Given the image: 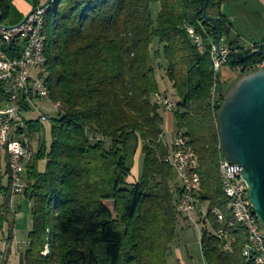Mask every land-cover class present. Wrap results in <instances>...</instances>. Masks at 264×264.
Segmentation results:
<instances>
[{
    "label": "trees",
    "instance_id": "1",
    "mask_svg": "<svg viewBox=\"0 0 264 264\" xmlns=\"http://www.w3.org/2000/svg\"><path fill=\"white\" fill-rule=\"evenodd\" d=\"M14 1L0 0V10L3 21L14 14L18 25L24 18ZM31 1L34 10L39 3ZM231 1L53 0L46 5L43 76L51 102L59 107L49 141L38 142L24 175L22 196L32 205L33 225L22 264H168L182 189L166 160L164 118L155 101L162 91L158 60L166 65L178 106L176 130L188 138L197 159L200 199L209 204L201 222L204 262L253 264L243 257L247 234L223 192L215 96L218 90L224 101L242 77L264 68V41L252 50L239 36L230 39L232 25L221 8ZM189 30L202 37V50ZM222 42L230 51L224 65L241 73L231 86L220 82L212 62L211 45L222 47ZM7 101L0 82V108ZM24 125L13 139L32 141L45 131L39 119ZM139 145L143 170L130 184ZM10 190L9 158L0 149V264L2 245L13 240ZM215 210L222 222L211 214ZM219 229L231 238L228 250L216 236Z\"/></svg>",
    "mask_w": 264,
    "mask_h": 264
},
{
    "label": "built area",
    "instance_id": "2",
    "mask_svg": "<svg viewBox=\"0 0 264 264\" xmlns=\"http://www.w3.org/2000/svg\"><path fill=\"white\" fill-rule=\"evenodd\" d=\"M39 8L41 7L32 10L20 24L15 26H6L3 18L0 19V82L6 86L8 92V101L0 108V149L6 152L9 158L12 196L24 194L26 167L36 155V151L27 138H24V141L12 138L18 130L26 129L25 125H21V118H23L21 108H30L34 96L49 100L43 68H40V51L36 50L37 40L31 41L30 44H15V50L12 54H3V47L10 43V37L15 36L16 30L25 31L28 29L30 23L36 20ZM194 41L197 45L195 38ZM211 50L215 51L219 72L221 66L227 62L230 51L227 48L221 49L219 44H212ZM215 99L216 108L220 106L221 109L224 101L219 96L218 90ZM20 101H23V107L19 105ZM156 104L167 113L174 114L178 109L177 103L171 99L167 90H163L162 96H156ZM39 121L43 126H46L51 118L46 114H41ZM168 148L169 155L166 160L170 162L173 170H177L182 189L179 198L180 215L178 217L193 221L197 207H202L204 203L199 196L201 182L197 180L196 168L191 163L188 138L183 132L176 130L173 132L172 145ZM224 158L225 171L223 172L228 178L230 191L233 192L235 205L241 218L248 221L250 226L260 227V233H263L261 222L256 221L253 215V205L249 197L248 185L242 177V168L227 160L225 156ZM211 214L213 215V212ZM207 216L208 212L204 214V219ZM216 236L226 241L225 249L228 250L229 245H231V238L227 236L226 232L219 229ZM252 254H257V261H264V244L256 243L255 235Z\"/></svg>",
    "mask_w": 264,
    "mask_h": 264
},
{
    "label": "water",
    "instance_id": "3",
    "mask_svg": "<svg viewBox=\"0 0 264 264\" xmlns=\"http://www.w3.org/2000/svg\"><path fill=\"white\" fill-rule=\"evenodd\" d=\"M218 126L221 152L242 168L254 212L264 227V68L242 77L229 92Z\"/></svg>",
    "mask_w": 264,
    "mask_h": 264
},
{
    "label": "rangeland",
    "instance_id": "4",
    "mask_svg": "<svg viewBox=\"0 0 264 264\" xmlns=\"http://www.w3.org/2000/svg\"><path fill=\"white\" fill-rule=\"evenodd\" d=\"M257 1L258 0H247V2H248L247 8L248 9L251 8L249 6V3L252 5L258 6ZM27 2L33 5L31 0H28ZM158 8H159V6H156L153 8V18H156ZM15 12H17V13L19 12V9L17 7L15 8ZM16 22H17V19L15 18V15L13 14L10 18H8L6 21H4V24L6 26H15ZM235 26L237 29V32H235V33L239 32L240 34H242L241 40L244 43V46L246 48H251L252 50H255L254 47L256 44L252 45V46H246L247 43L249 44V42H250V40H249L250 36H253L252 39H255L253 33L251 32V30L253 31L252 25L244 24V23H236ZM235 33L230 32V34H231L230 39H233L236 36ZM221 46H222L221 49L225 48L224 42L221 43ZM157 48L158 47H155V49H157ZM159 66L161 69L159 68ZM156 67H158V71H157L158 77L166 82L167 87H168L167 91L169 92L171 99L175 100L173 89H172V87H170L169 82L165 78V67H166L165 63L163 61L158 60L156 62ZM218 74H220V82H222V81L226 82L230 86L233 85L234 82L237 81L241 77V73L239 70H237V71L233 70L230 65H224V64L221 66ZM217 75H216V77H217ZM232 89H230V91ZM50 101L51 100L47 101V100H44V99H41V98L34 96L32 98V104L30 107V111L22 114L24 120H27V121L38 120L40 118L41 114H46L50 118L57 117V114H58L57 109L53 106V104ZM162 114H164L163 110H162ZM49 125H50V122L48 123V125L44 126L45 131L41 135L42 137L37 136L34 140L29 141L35 151L37 149L38 142H40V140H42V138L46 142L49 141V137H48ZM166 140L168 141L169 138L166 137ZM141 148H142L141 145H139L137 153H136L135 158H134V167H133V170L131 172V177H133V179H136L137 175H139V179H140L141 174H142L144 155L142 153ZM43 166H44L43 163H40V169L41 170H43ZM176 176H177V180L175 182L178 184V186H180L181 184L178 180V175L176 174ZM10 199H11V197H10ZM9 203L11 206V201H9ZM107 206L112 207L111 203H109V204L107 203ZM20 207H21L20 209L18 207L14 208V209L11 208L12 212H13L14 221H15V215H17L19 213H25L26 214L25 220H23V222H21L19 231H17V239H18V242L21 244L22 249L19 250L15 254L14 261H13V263L11 262V264H22L21 263V257L23 256V254L25 252V250H24L25 246H22V244H23V242H26V240H27V229L29 228L28 226H31V223H30L31 214H30V212L26 211L27 210L26 205L22 204ZM208 207H209L208 203H204L202 205V207L198 206L196 209V212L193 215V221H190L188 218H180V221H179L178 226H177V238L174 241L175 243L173 242L174 246H176V248L181 249V251L183 253H186V254L188 253L190 255V261L192 262L191 264H204L203 259H202V255H201L202 252H201V244H200L202 227H203L201 222L204 220V214L208 212ZM208 226H209V221L206 220V227H208ZM261 231L264 233V227L263 226L261 227ZM5 244H6V242H4V245ZM186 259H184V261ZM7 262H8V264H10L9 260H7L6 263H4V261H3V264H7ZM186 263H188V260H186ZM168 264H180L177 261L175 254L169 255Z\"/></svg>",
    "mask_w": 264,
    "mask_h": 264
},
{
    "label": "crops",
    "instance_id": "5",
    "mask_svg": "<svg viewBox=\"0 0 264 264\" xmlns=\"http://www.w3.org/2000/svg\"><path fill=\"white\" fill-rule=\"evenodd\" d=\"M28 1V0H27ZM26 0H15L13 5L14 8H18L19 12L18 14L22 16V18H25L32 10L33 6L32 4L28 3ZM51 0H38V7H43L49 4ZM257 5H252L249 3V6L251 7L250 9L247 8L248 2L247 0H232L230 3L223 5L221 8V12L227 16L228 21L232 25L231 27V33L237 32L236 23H244V24H249L252 25L253 33L255 39H252L253 36H250V42L249 44L247 43L246 46H252L257 43L263 42L264 41V0H258ZM236 36L240 37V40L242 39V34L235 33ZM248 34V33H247ZM231 35V34H230ZM230 37V36H229ZM242 41V40H241ZM162 85V90H167V84L164 80L161 81ZM170 87L172 85L169 83ZM170 91V90H169ZM164 118V143L166 145H169L170 147L172 145V140H173V132L176 130V120L175 116L173 113H167L164 112L163 114ZM166 137L169 138V140H166ZM133 170V169H132ZM139 180V175L136 176V179H133V177L129 178V183L130 184H135ZM131 181V182H130ZM11 208L14 209L18 207L19 209L21 208L20 206L26 205V211L30 212L31 214V226H28L29 228L27 229V240L26 242H23L22 246H25V251L28 246V236L29 233L32 231V225H33V220H32V205L29 200H27L24 196L18 195V196H11ZM21 212V211H20ZM29 214V213H28ZM25 213H19L15 215V221H14V229H13V240L10 242H6V244L2 246L4 256H3V261L6 263L7 260L13 263L14 261V256L15 254L22 249L21 244L18 242L17 239V231H19L20 224L25 220ZM25 243V244H24ZM175 243V242H174ZM174 243L171 245V250H170V255H174L177 258V261L180 264H191L192 262L190 261V255L187 253H183L181 249L176 248L174 246ZM175 248V249H174ZM202 252V250H201ZM202 255V254H201ZM9 257V258H8ZM187 258V259H186ZM188 260V263H186V260ZM203 259V255H202ZM203 263L204 259H203ZM8 264V262H7Z\"/></svg>",
    "mask_w": 264,
    "mask_h": 264
},
{
    "label": "bare ground",
    "instance_id": "6",
    "mask_svg": "<svg viewBox=\"0 0 264 264\" xmlns=\"http://www.w3.org/2000/svg\"><path fill=\"white\" fill-rule=\"evenodd\" d=\"M53 0L50 1V3ZM50 3L48 5H50ZM47 5V6H48ZM47 6H43L39 8L38 15H36V20H33L32 23H30L29 27L27 30H16L15 31V36L10 37V43L6 44L5 47H3V54H11L14 53L15 47H13L14 43L18 44H30L31 41L37 40L36 43V50L40 51L39 52V60H40V68H44L46 64V56H45V49H46V36L44 34V21H45V15L47 11ZM191 34L190 37H194L197 41V45L199 46V50L203 49V39L194 30H190ZM189 32V33H190ZM194 38H192L193 42ZM196 44V43H195ZM211 56H212V62L214 66L215 72H218L217 68V60H216V55L215 51L211 50ZM46 86V92L48 94V100H50V91L48 89V86ZM215 88L216 86L214 85V88L212 90V97L215 95ZM163 91H160L156 94V96H162ZM156 96H155V101H156ZM53 106L57 109L59 107V104H53ZM42 124V123H41ZM21 125H24V120L21 118ZM169 146V145H167ZM220 148V146H219ZM221 151V149H220ZM222 153V152H221ZM190 155H191V163H193V167L197 168V159L195 156V153L190 146ZM168 161V160H167ZM170 164V162L168 161ZM177 173V170H175ZM225 171V158L223 154H221V159L219 161V173H220V178H221V183L223 187V192L225 196L228 199V206L229 209L232 212L233 217L235 218V221L240 224L243 229L245 230L247 234V242L245 245V248L243 250V257L249 261L252 262L253 264H264V261H257V254H252V249H254V235H255V242L258 244H264V233H260V227H253L249 225L248 221H244V219L241 218V215L239 213L238 208H236L235 205V197L233 196V192L230 191V187L228 184V178L226 174H224ZM197 175V180L200 181V176L196 171ZM176 211L178 215H180V206H179V200L176 206ZM214 215L217 217L218 222H222L224 220V217L222 213L218 210H215ZM253 215L255 217L256 221H260L258 217L256 216L254 209H253ZM223 231V230H222ZM47 254V253H45Z\"/></svg>",
    "mask_w": 264,
    "mask_h": 264
}]
</instances>
